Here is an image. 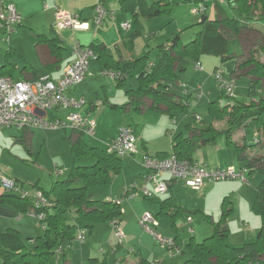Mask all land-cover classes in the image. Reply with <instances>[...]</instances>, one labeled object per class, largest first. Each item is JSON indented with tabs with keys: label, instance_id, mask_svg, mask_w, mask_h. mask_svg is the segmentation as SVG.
Instances as JSON below:
<instances>
[{
	"label": "crops",
	"instance_id": "1",
	"mask_svg": "<svg viewBox=\"0 0 264 264\" xmlns=\"http://www.w3.org/2000/svg\"><path fill=\"white\" fill-rule=\"evenodd\" d=\"M144 1L146 2V4L151 5L154 0L151 3H148L146 0ZM14 2L17 10L22 15V21L16 26L15 31L12 32V36L7 37L6 41L8 44L6 48L3 49L4 51H6V56L5 59L0 61V74L9 76L14 80H32L43 74H49L54 81L60 79L69 65L72 63V61L76 58V53L73 50V44L75 42H79L82 45L88 47L101 44L108 48L116 58L111 45L115 44V47L121 52V42L118 35L119 33H121L123 39L122 41L131 55L129 58L124 57L125 55L122 52L119 56V59L116 58L118 61L134 59L147 51H150L153 56L157 52V46L161 44H157L154 48L149 47L148 49H145L141 54L136 53V44L134 41L135 35L142 34L143 17L148 18V16H135L134 13L138 12L139 8L136 3L134 1L131 2V0H14ZM98 3H103L106 7H108V9L114 11L115 14L113 18L107 17L102 24H96L94 21V8ZM205 4L206 7H208L207 0L205 1ZM224 4L227 5L226 2H224ZM57 10H64L78 15L83 22L88 23V27L81 29L65 28L62 30H56L53 23ZM214 10L216 12V15L209 16L211 18L221 17V13H219L217 8H214ZM227 12L230 15L232 14V11L229 8ZM126 21L130 23L128 29H124L122 27V23ZM132 23L135 24L133 25ZM0 27L3 28L2 26ZM3 29L2 30L6 32L5 28ZM221 29L222 32L229 38L230 42L238 41L240 44L239 51L237 52V50L231 43L234 48V56L232 58H236L235 68L237 66V59L245 58L253 47L264 43V26L261 23H257L254 27L244 28L238 33L231 31L225 26H222ZM125 31H131L130 35L125 37L123 34V32ZM172 36H169L167 41ZM189 37L193 38V33L190 34ZM256 38L257 41L255 42ZM51 39H55L58 46L60 47L56 52H54L48 42ZM246 45L248 47V51L245 50ZM151 49H154V53H152ZM211 56L214 58L208 59L203 56L201 57L199 61L201 62L202 66L203 59L208 66H214L213 70L220 68L218 62V59L220 58L214 55ZM8 61H10V65L5 67L4 65L7 64ZM208 66L207 69H209ZM177 67L178 77L176 78V80L179 84H177V88L174 83L175 79L173 78L170 80V82H172V92L177 94L178 96L185 97L190 105L191 101H189L188 96L191 95V92L188 90L187 85H185L186 81L182 79L180 74L186 71L187 67H190L191 69V64L189 63L186 65L185 61L184 63L177 64ZM235 68L232 70L233 76L246 75L242 72L234 73L233 71L235 70ZM197 69L203 70L204 66L203 69H200L198 67ZM16 70H18L19 72L17 75L15 74ZM102 70L103 66L97 57L94 59H90L89 68L83 80L68 89V95L75 99H84L85 103L75 108H55L49 110L47 112V116L50 118H64L72 111H76L84 115H90L97 121V126L95 133L89 136H91V139L93 140V142H95L94 144L98 145L90 144L85 139V136L87 134L83 133V138L89 145L100 147L102 149H106L107 143L118 135L122 126L129 125L133 127L137 136V151L131 156L123 159L122 171L114 176L111 183L96 185L88 190V193L93 198L120 200L123 210V218L117 226L120 230H122L124 236L122 241H120L116 236V226L111 222L97 225L92 233L83 229L85 231V239L81 241L75 238L74 243H72V245L68 247L67 252H70L67 253V260L64 262V264H88V258L92 259L96 257H103L104 255H108V257L112 256V259H115L114 262L116 261L119 264H136L141 257L146 258L152 262L161 261L162 264H182V261L184 260V258H186V256H183L184 258H182L175 256V254L172 255L166 245L160 243L148 230H146L140 224V218L144 214V212L150 211L156 216V214H158V212H160L161 210V200L168 198H173L175 203L189 210L184 214H186L188 224H190V226L193 228V232H190L195 235L197 233L192 226V224L195 222V218H193L192 214L194 213V211H200V207L204 208L200 206V203L202 201L209 203L216 201V205H218L219 202H221L222 198H231L230 196L233 197L235 193L237 194V197L239 199H241L242 195H245L247 196L246 214H239V217L241 218V226L236 225L234 222L235 227H240L239 229L245 231L248 236H251L256 232L259 233L263 225V220L259 215L258 216L261 218L260 220H258L256 216H253L254 214L249 213V208L253 211L252 206L257 194L256 186L261 182L262 178L254 187L255 190L249 188L247 184L250 179H247L248 172L246 171V169H244V162L241 161L238 157L235 143L230 144L225 134H221L215 142L200 144L194 152V161L201 165H206L208 168L233 167L238 172H242L243 177L233 178L234 180L230 182V184H226L227 182L215 184L216 182L207 181L199 190L201 193L199 198L200 203L195 205L194 208H192L189 203H186L185 200L179 197L181 194H184L185 191H193V188L186 185L180 180L173 179L166 172H159L158 179L165 180L168 183V191L165 194H158L155 191L157 180L147 179L148 169L143 164V156L150 155L160 157V155L164 154L173 155L172 152L174 138L180 133L187 134V126L192 124H186L185 130L179 123V120L176 119L177 111L174 112V114L170 115L162 109H152L150 107L152 101L149 98L145 99V107L141 108V110L133 107L130 104V97L128 96L127 91L131 88L137 89L139 87L138 79L135 77L137 81L136 85L134 86L133 84H131V86L125 90V93L122 94V90L114 87V78H110L102 74ZM214 72L215 71H213V76ZM197 75L201 79H208V75L205 72H199ZM246 77L249 78L251 85L250 77L248 75H246ZM128 78H126V80ZM184 78H186V76H184ZM115 81L117 87L122 86L118 84V79H115ZM260 87L261 92L263 91V88L262 86ZM187 91L189 92L186 93ZM221 93L218 100H220L221 98ZM200 95H202L203 97L205 96V94L201 93ZM202 96H200L201 100L203 99ZM214 96L215 95L213 93H210L208 98H213L210 100V102L217 100ZM117 109H124V116H122V113L118 116H116L115 114L109 116L111 112L114 113L117 111ZM110 119H113V121H110ZM200 119L201 118L198 117V120ZM202 125H195V127H201ZM220 125H218V127H222V125ZM249 126L253 127V133H255L250 141V137L247 134L248 128L246 130H239L238 132L234 133L232 136L233 141L236 142L243 135V137H246L245 140H247V142L256 143L255 137L257 134V129L252 122L249 124ZM68 129H64L66 134L65 138L68 139V141L69 138L75 139L80 135V133H82L72 130L71 136L68 137ZM48 130L50 129H19L14 127L3 128L1 129L2 132L0 133V143L15 134L17 135L18 140H23L27 144L28 148H32L35 140H43V142H46L47 137L49 138ZM254 147L256 148L257 146ZM93 161V159H89L86 164L93 163ZM72 165L71 167H69V164H66L63 170L57 169V174H64L65 176H63V178L57 177L53 179V181L57 179L67 178L70 174ZM239 178H242L243 182L239 180ZM244 180L248 182L245 183ZM52 183L50 184L52 185ZM40 184L41 183H39V185ZM76 184L82 185L83 181L78 180ZM40 186L45 189H50V187L47 188L43 185ZM228 186L232 187L229 188ZM144 188H147L152 193V197H146ZM3 192L4 189H2L0 186V194ZM187 194L191 195V192H187ZM232 205L234 210L235 205L233 200ZM210 206L211 205L209 204L207 205V207L205 206V208L208 210L210 209ZM241 209L242 208L239 207V211H241ZM68 212L73 219H70L68 221L78 223L79 217H77L73 212ZM251 215L254 222L248 219V217ZM160 216L162 215H158L157 217V230L166 236L175 238L178 233L174 234L172 230L167 228L164 222L159 219ZM188 217H191V221L188 220ZM214 219L216 220L217 218L212 214L209 218V220H211L212 222V225L215 222ZM245 220H247V222L249 220V225H245ZM35 221L36 219L28 212V210H21L8 201L0 200V234L7 229L14 228L16 230H19L24 238L33 239L34 235L38 233L35 228ZM196 223L200 227V232L203 233L202 236H205L204 234L208 232L207 229H201L199 220H196ZM228 226L230 228V239H232L231 235L234 233L229 223ZM246 226L248 227L246 228ZM177 227L179 229L178 223ZM80 230H78L77 233H79ZM94 233H98V235L99 233H104L101 236L102 243L98 251L96 248V241H99L98 235L97 238L93 236L92 239H89L88 237V234L93 235ZM251 239L252 238H250V240ZM244 240L246 239H240L239 241H234L233 243H242V241ZM78 242H80L81 244H76ZM178 242L182 247L180 253L183 254L185 252L183 245L186 247V244L189 241L186 242L182 239V237L179 236ZM105 244V249H102ZM120 244H122L123 248H120ZM132 252H134L135 254L133 255ZM112 259L110 261L108 258V261L112 262Z\"/></svg>",
	"mask_w": 264,
	"mask_h": 264
},
{
	"label": "trees",
	"instance_id": "2",
	"mask_svg": "<svg viewBox=\"0 0 264 264\" xmlns=\"http://www.w3.org/2000/svg\"><path fill=\"white\" fill-rule=\"evenodd\" d=\"M132 1L139 8V11L134 13L135 16L145 17L170 14L174 6L181 3L196 2L205 7L201 12L204 19L201 17L199 22L201 29L189 42H183L180 32H175L167 42L157 46V52L153 56L147 51L134 59L118 61L105 46L101 44L90 46L97 53L103 69L109 68L121 72L119 85H123L128 77L138 79L139 87L129 89L127 94L130 97V104L140 110L145 107V99L149 98L152 101L150 105L152 109H162L170 115L176 111L187 112L188 100L172 92L170 80L178 77L177 64L188 60L199 61L203 55L217 56L222 62L229 60L234 56V48L229 38L222 32V26L235 33L244 28L254 27L257 23L264 26V0H215L216 8L221 13V17L218 18H211L206 13V0H154L151 5L146 4L144 0ZM228 8L232 11L231 15L227 12ZM48 42L54 52L60 48L55 39ZM263 55L264 43L253 47L245 58L237 59V66L233 71L242 72L250 77V95H255L257 85L262 86L263 91L257 97L259 100L254 96L250 102H241L235 96L221 90V98L225 97L226 101L215 100L209 103L208 109L212 121L197 128L188 125L187 134L180 133L174 138L172 152L179 159L193 161L194 152L200 144L215 142L221 134H225L230 144L235 143L238 157L244 162L248 176L256 171L262 175L261 182L256 186L257 194L252 208L254 213L262 218L263 225L255 239L244 243H233L230 240L228 226L233 205L231 198L225 197L221 217L218 222L213 223V233L201 242L191 237L186 244L190 256L185 264H264ZM9 65L10 61L4 66ZM251 122L257 129L256 143L247 142L243 135L236 142L233 141V134L241 129L246 130ZM220 124L222 127H218ZM83 136L84 134L80 133L75 139L69 138L73 155L70 174L65 179L54 180L50 189L43 188L38 182L28 184L15 179L19 187L26 186L32 191L43 190L52 205L46 210L47 215L43 223L36 219L38 225L44 228V234L28 239L34 242L33 247H28L22 233L14 228L0 234L1 264H64L67 260L68 247L77 238L78 230L84 229L92 233L99 224L112 221L119 223L122 220L123 210L120 200L93 198L88 190L96 185L111 183L114 176L122 171L124 158L106 149L89 145ZM169 155L171 154L160 155L159 158ZM87 157L92 158L93 163H79L82 158ZM78 179L83 181L82 185L76 184ZM0 200L8 201L24 211L29 210L33 205L31 198H24L16 192L4 191L0 194ZM160 203L161 210L156 217L166 216L177 231V219L189 210L175 203L173 198L161 200ZM68 211L75 213L83 222V226L65 220ZM175 239L179 241L178 234ZM59 248L62 249L61 252L58 251ZM90 261L91 264H119L116 261L109 262L108 255L102 260L92 258ZM154 263L141 257L136 264Z\"/></svg>",
	"mask_w": 264,
	"mask_h": 264
},
{
	"label": "rangeland",
	"instance_id": "3",
	"mask_svg": "<svg viewBox=\"0 0 264 264\" xmlns=\"http://www.w3.org/2000/svg\"><path fill=\"white\" fill-rule=\"evenodd\" d=\"M146 1L148 3H151L153 0H146ZM207 5L208 7H206V10H205L206 13L209 15H216L215 14L216 12L214 10V8H216L214 4V0H207ZM200 6H201L200 3H196V2L181 3V4L174 6L170 14H163L160 16L148 17V18H144L142 15H140L143 17V32L142 34L135 35L134 41L136 44V48H135L136 53L141 54L145 49H148L149 47L154 48L157 44L167 41L168 37L172 36L173 33L177 31L180 32L181 39L183 40V42L185 43L189 42L192 39L189 37L190 34L193 33V35L195 36L196 33L201 29V25L199 22L201 20L202 13L196 12V10L200 8ZM132 24L134 25L135 23H132ZM2 29L3 28L0 27V30ZM3 30L0 31L1 32L0 61L5 59V56H6V51L3 50L4 48H6L8 44L6 39L7 37L12 36L13 34V33H9V31L4 32ZM130 32L131 31H127V32L125 31L123 32V34L125 37H127L128 35H130ZM118 35H119V40L121 42V52L119 49L115 47V44H113L111 45L113 48V53L115 54L117 59H119V56L122 52L125 55L124 57L129 58L131 54L122 41L123 40L122 35L121 33H119ZM256 41H257V38L255 39V42ZM231 43L233 44L234 48L238 52L239 46H240L239 42L232 41ZM153 50L154 49H151L152 53H154ZM245 50L248 51L247 45L245 47ZM203 57L208 58V59L214 58L211 55H203ZM218 60H219L218 62H219L220 68L224 71V75L227 78H231L234 82V88L230 93L233 96H235L236 99H238L241 102H250L254 99V96H256V98L259 96L260 90H261L260 85H257L256 90H255L256 93L254 96H252L249 94V88H250L249 78H247L246 75H237V76L232 75V70L235 68V65H236V58H231L223 62L220 59ZM202 62H203L204 69L198 70L196 67V62H193L192 60L186 61V65L189 63L191 64V69L190 67L189 68L187 67V70L180 74L182 79L186 81L185 85H187L188 90L191 92V95L188 96L189 101H191L189 105L190 106L189 110L187 112L177 111L176 119L179 120V123L183 126L184 129H185L186 124H192L194 126L195 125L199 126V125H202L203 123L211 122L212 120L210 117L208 107H209L210 100L213 98L209 99L208 96L210 95V93H213L215 95L214 96L215 99L218 100L220 93H221L217 80L213 76V71H215V69L213 70L214 66L213 67L208 66L207 63L203 59H202ZM207 66L209 67V69H207ZM199 72H205L208 75V79L205 80V79L199 78L197 75ZM18 73H19L18 70H16L15 74L17 75ZM184 76H186V78H184ZM136 83L137 81L135 77L128 78L125 81L124 85L120 87H117L115 79L113 82L115 88H119L120 90H122V94L125 93V90L128 87H130L131 84L135 86ZM174 83H175V86L178 88L177 84L179 83L177 82L176 79L174 80ZM200 93L205 94V96L203 97L202 95H200ZM200 96L203 97L202 100ZM257 100L259 99L257 98ZM219 101L225 102L226 98L225 97L220 98ZM121 113H122V116H124V109H117L116 112L114 113L111 112L109 116H112V114H115L116 116H118ZM198 117H200L201 119L198 120ZM110 121H113V119H110ZM247 128H248L247 134L250 137L249 138V141H250V139L253 138L255 133H253L254 129L252 126H248ZM243 130L244 129H241L240 131H243ZM67 131H68L67 132L68 137H70L72 129H68ZM1 132L2 131L0 130V133ZM48 132H49L48 133L49 138L47 137L46 142H43V140H35L32 148H28L27 144L23 140H18V137L15 134L11 137H8L3 142H1L3 144L0 143V172L2 174L8 175L10 178H18L19 180H22L28 184L35 183L38 181L39 183H41L40 185H43L44 187H47V188L50 187L51 185L50 183H52L53 179L57 177L63 178V176L65 175L57 174L56 170L57 169L63 170L66 164H69V167H71L73 163V157L70 151V144H69L68 139L65 138L66 134H65L64 128L50 129L48 130ZM85 139L92 145H98V144H94L95 142H93V140L91 139V136L89 135H86ZM100 145H103V144H100ZM89 159H92V158H89V157L82 158V160L79 163L86 164V162H88ZM248 177L249 178L247 179L248 180L250 179V180L249 182L247 181L248 182L247 185L249 186V188H252L253 190H255L254 187L259 183V181L262 178V175L258 171H256L252 175H249ZM78 180H81V179H78ZM233 180L234 179H224V180H217V181H211V182H216L215 184L221 183V182H227L226 184H230V182H232ZM239 180L243 182L242 178H239ZM247 182L245 181V183ZM228 187L231 188L232 186H228ZM192 190L193 191H185L184 194H181L179 197H181L183 200L186 201V203H189L191 207L194 208L195 205L200 203L199 198H200L201 193L199 191L200 189H192ZM187 192H191V195L190 194L188 195ZM230 197H231V200H233L234 205H235V208L230 214L229 219H228V223L232 227V230L234 233L231 235L232 239L230 240L234 242V241H239L240 239H246L247 241L250 240V238L255 239L258 236V232H256L255 234H252L251 236H248V234L245 233V231L239 229L240 227L239 228L235 227V224L241 226L240 225L241 218L239 217V214H246L247 196L242 195L241 199H239L237 197V194L235 193L233 197L232 196ZM223 201H224V198H222L221 202H219L218 205H216L217 203L216 201L211 202V203L202 201L200 203V206L204 208L200 207V211H194V213L192 214L193 218H195V222L192 224V226L194 227L197 233L195 235L192 234L189 230L190 224H188L187 222L186 214L182 215L181 217L177 219V223L179 226L178 231L174 229L170 220L166 216L162 215L159 217V219L162 220L165 226H167V228L172 230L174 234L178 233L179 236L182 237V239L185 240L186 242L190 241L192 236H194L197 242H201L204 240L205 237L213 233L214 226L211 224L212 222L211 220H209V218L213 214L214 217L217 218L216 220L214 219L215 222L218 221L222 213ZM209 204L211 206H210V209L207 210L205 206L207 207V205ZM239 207L242 208L241 211H239ZM247 212H248V208H247ZM252 212L253 211L250 210L249 208V213L254 214L253 216H256L258 220L261 219L258 215ZM66 219L67 221L70 219L73 220L69 212L65 214V220ZM248 219L253 221L252 215L249 216ZM196 220H199L201 229L202 228L207 229L208 232L204 234L205 236H202L203 233L200 232V227L197 225ZM245 221H246L245 225H249V220L248 222L247 220ZM35 222H36L35 228L38 233L34 235L33 238L44 234V228L38 225L37 221ZM77 224H79V226L81 225L83 226V222L81 220L79 221V219H78ZM247 227L248 226H246V228ZM103 234L104 233H99V235L98 233L97 234L94 233L93 235L88 234L89 239H92L93 236L97 238V235H98L99 241H96L97 251L99 250V247L102 243L101 236ZM162 235L166 236L164 234ZM166 237H170V236H166ZM25 240L28 244V247H33L34 245L33 241H29L28 238H25ZM246 240L242 241V243H244ZM114 243H117V242H114ZM76 244H81V243L78 242ZM105 246L106 244L102 247V249H105L104 248ZM183 247L185 251L183 254L182 253L175 254V256L182 257V258H184L183 256H186V258H184V260L182 261V264L185 263V261L189 258L188 256L190 254V252L184 245ZM120 248H123L122 244H120ZM132 254L134 255L135 253L132 252ZM104 256H107V255H104ZM104 256L96 257V258H99L100 260H102L104 259ZM108 258L111 261L112 256ZM90 259L91 258H88L87 260L88 264H91ZM114 260L115 259H112V262H114Z\"/></svg>",
	"mask_w": 264,
	"mask_h": 264
},
{
	"label": "built area",
	"instance_id": "4",
	"mask_svg": "<svg viewBox=\"0 0 264 264\" xmlns=\"http://www.w3.org/2000/svg\"><path fill=\"white\" fill-rule=\"evenodd\" d=\"M204 8L201 5L196 12H202ZM94 10V21L96 24H102L107 17L113 18L115 15L114 11L108 9L103 3L96 4ZM21 21L22 15L17 10L14 0H0V26L12 33ZM53 24L56 30L88 27V23L83 22L78 15L64 10H57ZM129 26L130 23L128 21L122 23L124 29H128ZM73 50L76 53V58L62 77L56 81L52 80L49 74L40 75L32 80H14L9 76L0 75V130L8 127L19 129L70 128L87 135L95 133L97 121L90 115L72 111L64 118H50L47 116L49 110L75 108L85 103L84 99H75L68 95V89L83 80L89 68V60L96 58L97 53L92 48L79 42L73 44ZM196 66L203 69L200 61L196 62ZM102 74L114 79L122 78L121 72L109 68L103 69ZM214 76L219 88L232 95L230 92L234 88L233 80L227 78L221 68L215 70ZM136 142L137 136L133 127L124 125L118 135L107 143L106 150L126 158L137 151ZM143 164L148 169L147 179L157 180L155 191L158 194H165L169 188L165 180L158 179L159 172H166L173 179L180 180L193 189H201L207 181L243 177L242 172H238L233 167L208 168L206 165H201L194 160L179 159L174 154L163 158L144 155ZM0 186L4 191L16 192L24 198H31L33 205L28 212L43 223L47 215L46 210L52 205L43 190L35 189L32 191L26 186L19 187L18 182L14 178L5 176L1 172ZM144 193L146 196L152 195L147 188H144ZM188 220L191 221V217H188ZM111 223L116 226V236L121 241L124 236L122 230L118 228L116 221ZM140 224L160 243L166 245L172 255L181 252L182 247L175 238L163 236L157 230L158 219L154 213L150 211L144 212L140 218ZM189 230L193 232L191 226H189ZM77 239L81 241L85 239V231L83 229L77 234ZM58 251L61 252L62 249L59 248ZM155 263L162 264L161 261Z\"/></svg>",
	"mask_w": 264,
	"mask_h": 264
},
{
	"label": "water",
	"instance_id": "5",
	"mask_svg": "<svg viewBox=\"0 0 264 264\" xmlns=\"http://www.w3.org/2000/svg\"><path fill=\"white\" fill-rule=\"evenodd\" d=\"M202 19H204V16H202Z\"/></svg>",
	"mask_w": 264,
	"mask_h": 264
}]
</instances>
